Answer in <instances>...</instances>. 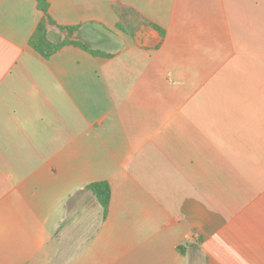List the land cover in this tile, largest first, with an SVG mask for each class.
<instances>
[{"label": "crops", "instance_id": "obj_1", "mask_svg": "<svg viewBox=\"0 0 264 264\" xmlns=\"http://www.w3.org/2000/svg\"><path fill=\"white\" fill-rule=\"evenodd\" d=\"M115 4L146 24L121 31ZM48 16L68 44L45 59L37 2L0 0V264H264V0ZM66 223L98 228L68 251Z\"/></svg>", "mask_w": 264, "mask_h": 264}, {"label": "trees", "instance_id": "obj_2", "mask_svg": "<svg viewBox=\"0 0 264 264\" xmlns=\"http://www.w3.org/2000/svg\"><path fill=\"white\" fill-rule=\"evenodd\" d=\"M35 1L37 2L38 9L44 14L45 17L39 24L37 31L31 38L30 45L43 58L49 59L51 56L56 54L62 47L67 45L68 42L54 43L51 41V39L49 38L48 30L46 28L47 23L54 25V22L48 16L49 0H35ZM114 10L119 18V22L117 24L118 28L129 35H134V33L141 24H146V20L143 19L137 12H135L133 9L125 7L124 5L115 4ZM130 16L134 20V25L131 22L130 23L128 22V18ZM137 22L138 25L135 26V23ZM67 30L70 31L72 30V28H69ZM74 45L89 50V48L83 44L74 43ZM91 53L96 56H103V57L109 56L100 51H91ZM86 189L90 191L98 200L102 208L103 220H105L108 215L109 205L112 196V190L110 184L108 182H97L89 185ZM182 253H184L183 250Z\"/></svg>", "mask_w": 264, "mask_h": 264}, {"label": "rangeland", "instance_id": "obj_3", "mask_svg": "<svg viewBox=\"0 0 264 264\" xmlns=\"http://www.w3.org/2000/svg\"><path fill=\"white\" fill-rule=\"evenodd\" d=\"M90 222L92 223V220ZM97 228H98V223H96L94 227L93 226L87 228L84 227L83 229L76 228L75 226H73L72 223H66L59 231L58 237L59 240L62 241L63 243L64 250H66L65 248H67V250L70 251L72 240L75 241L76 236H80L81 234H87L85 237L89 238L94 234V232H96ZM73 248H75V245Z\"/></svg>", "mask_w": 264, "mask_h": 264}]
</instances>
